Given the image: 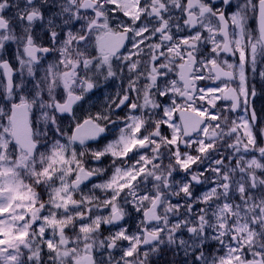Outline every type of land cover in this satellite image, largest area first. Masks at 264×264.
<instances>
[{"label":"snow or ice","instance_id":"snow-or-ice-1","mask_svg":"<svg viewBox=\"0 0 264 264\" xmlns=\"http://www.w3.org/2000/svg\"><path fill=\"white\" fill-rule=\"evenodd\" d=\"M249 70L264 0H0V264H264Z\"/></svg>","mask_w":264,"mask_h":264},{"label":"flooded vegetation","instance_id":"flooded-vegetation-1","mask_svg":"<svg viewBox=\"0 0 264 264\" xmlns=\"http://www.w3.org/2000/svg\"><path fill=\"white\" fill-rule=\"evenodd\" d=\"M249 25L252 28H256L255 20L253 19L249 21ZM224 58L226 57L222 56V59ZM248 76H249V84L256 86V95L254 97L252 96L249 97L250 106L254 107L259 113H261V115H264V82L260 81L258 76L255 79H253L250 70L248 72ZM232 86L235 87L236 85L233 84ZM105 90L107 89L101 87L100 93L102 94ZM235 115L237 116L244 115L243 109L237 110ZM198 190H202V189H198ZM172 258L177 259L172 256L171 252L162 251L157 257H154V260L159 261L160 264H171Z\"/></svg>","mask_w":264,"mask_h":264},{"label":"rangeland","instance_id":"rangeland-1","mask_svg":"<svg viewBox=\"0 0 264 264\" xmlns=\"http://www.w3.org/2000/svg\"><path fill=\"white\" fill-rule=\"evenodd\" d=\"M113 88V85L112 84H109L108 85V89H112ZM106 91V90H105Z\"/></svg>","mask_w":264,"mask_h":264}]
</instances>
